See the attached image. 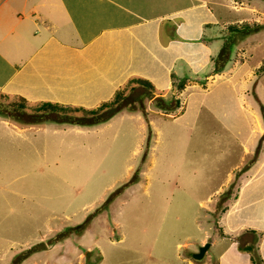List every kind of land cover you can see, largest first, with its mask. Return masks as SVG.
I'll return each mask as SVG.
<instances>
[{
    "label": "rangeland",
    "instance_id": "1",
    "mask_svg": "<svg viewBox=\"0 0 264 264\" xmlns=\"http://www.w3.org/2000/svg\"><path fill=\"white\" fill-rule=\"evenodd\" d=\"M218 1L213 5L220 16L232 13ZM242 1L251 3L253 12L235 10L242 14L240 21L262 26L244 37L236 35L233 42L252 40L256 34L262 43L254 50L255 59L264 47V0ZM133 82L128 78L119 88L118 110L90 124L52 119L59 114L44 112L51 110L40 104L44 100L23 102L0 91V264H120L125 255L123 264H193L208 261L215 247L219 251L225 240L215 231L233 181L223 178L215 190L227 164L215 169L219 151L213 146L215 137L227 142L228 128L213 114L222 115L229 126L240 123L236 114L219 89L202 97L190 95L187 112L178 118L147 111L153 130L155 125L161 128V140L151 150L153 131L143 111L148 96L133 98L132 108L122 106L125 95L145 91L141 85L131 88ZM202 82L209 88V78ZM179 95L164 92L165 103L177 99L178 105L163 109L154 98L157 107L151 103L146 110L154 106L173 115L179 99H185ZM199 100L204 103L199 119L189 124ZM37 110L42 116L29 119ZM242 213L230 218L237 220ZM208 239L214 245L203 257H192Z\"/></svg>",
    "mask_w": 264,
    "mask_h": 264
},
{
    "label": "crops",
    "instance_id": "2",
    "mask_svg": "<svg viewBox=\"0 0 264 264\" xmlns=\"http://www.w3.org/2000/svg\"><path fill=\"white\" fill-rule=\"evenodd\" d=\"M241 1L222 0L232 10L222 17L218 0H0V91L6 94L89 108L109 101L128 78L141 77L152 85L143 108L152 128L147 111L175 118L187 112L190 95L222 91L240 122L229 126L212 113L228 128L227 142L215 137L213 146L219 151L215 169L227 164L215 190L227 177L233 181L215 231L225 241L219 251L212 249L208 261L193 264H264V69H255L264 47L252 59L261 40L252 34V40L232 43L222 67L213 69L226 38L225 23L242 19L235 10L253 12L251 3ZM206 78L209 88L202 82ZM171 90L185 99H179L177 113L166 115L152 101ZM202 106L199 100L189 124L198 121ZM154 127L151 150L161 140V128ZM239 210L242 215L232 220ZM208 240L206 249L214 245Z\"/></svg>",
    "mask_w": 264,
    "mask_h": 264
},
{
    "label": "trees",
    "instance_id": "3",
    "mask_svg": "<svg viewBox=\"0 0 264 264\" xmlns=\"http://www.w3.org/2000/svg\"><path fill=\"white\" fill-rule=\"evenodd\" d=\"M251 23V24H250ZM262 26V24H259L255 21L248 22L246 20L243 21H232L226 24L225 28H226V38L225 41L223 42V44L221 45L218 53L216 54V56L214 57L213 60V69L217 70L219 68L222 67L223 63L227 60L228 58V51L230 48V45L233 42V39L235 38L236 35L239 36H244L250 32H253L255 30H258V28ZM261 28V27H260ZM263 63H264V59L262 61V63L259 65V68L263 67ZM133 85H131V88H135L136 85H141L142 87H144L145 92H143V94L134 96L133 98L137 97V98H142L144 95L146 96H150V94L152 93V85L144 78L141 77H135L133 78ZM136 84V85H135ZM122 95H123V91H121V89H117L114 94L113 97L109 100V101H105L99 105H97L96 107H83V106H74V105H69V104H62L59 102H48V101H44L43 103H40L42 106H50L51 110H47V109H43L44 112L47 113H51L52 110L55 111L56 113L59 114V116H52V119L55 120H66L72 123H77V124H90L96 121H102L105 120L106 118H108L109 116H111L116 110H118V108L120 107V100L122 99ZM131 96L129 95H125V99L126 101H123L122 106H128V108H132L133 104H132V99ZM155 102L157 104V106L161 107V108H172L177 104V99H174V101H169L168 103H165L161 97L157 96L155 97ZM172 100V99H170ZM140 102V100H138ZM23 102L24 99H23ZM23 103H20V105H22ZM131 105V106H130ZM41 110V109H38ZM35 111L36 113H34L35 115H31V117L29 119H36L39 118V116H42L41 113L37 114L40 111ZM103 110V111H102ZM82 112L84 114L82 115H76V112ZM101 111V112H100ZM73 113V114H72ZM60 114H67L66 117L62 118V115ZM69 114H72L73 117H68ZM46 116V115H45ZM82 116V117H81ZM60 118V119H58ZM73 118V119H72ZM43 119V118H42ZM28 120V119H27ZM110 200V199H109ZM25 254H21L20 256L23 257ZM20 256L18 255L17 258L18 260L20 259ZM16 258V259H17Z\"/></svg>",
    "mask_w": 264,
    "mask_h": 264
},
{
    "label": "water",
    "instance_id": "4",
    "mask_svg": "<svg viewBox=\"0 0 264 264\" xmlns=\"http://www.w3.org/2000/svg\"><path fill=\"white\" fill-rule=\"evenodd\" d=\"M207 246H208V242H205L202 245H200L198 250L192 253V257L200 258L203 255V253H204L205 249L207 248Z\"/></svg>",
    "mask_w": 264,
    "mask_h": 264
}]
</instances>
